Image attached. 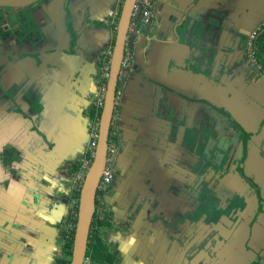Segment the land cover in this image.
I'll use <instances>...</instances> for the list:
<instances>
[{"label":"flooded vegetation","instance_id":"flooded-vegetation-1","mask_svg":"<svg viewBox=\"0 0 264 264\" xmlns=\"http://www.w3.org/2000/svg\"><path fill=\"white\" fill-rule=\"evenodd\" d=\"M123 1L124 0L117 2L118 13L120 12V8H122ZM160 6V0H156L149 23L141 25L138 34L133 33L128 37L125 56L129 54L131 57L127 67L121 69L117 82L114 111L110 123L108 155L105 164V166H110L112 177L104 191H97L94 215L97 214L100 221H105L112 216L111 213L108 214L109 212L105 208V205L107 207L109 206L108 208L110 209L111 206L104 201V198L110 187L118 183L117 177L118 175H122L123 172L137 177L130 186L134 191H141V184L143 181H153V178L158 177L160 183H162L157 190L159 193L155 196V188V190L147 196L148 200L145 201L144 204L151 214L157 215V218L162 216L165 220H167L168 217L170 219L172 217L173 224L177 228H182L184 226V217H186L189 219L188 223L191 228L198 230L197 233H200V236L203 238L205 235L210 234L209 232L212 234L213 230H219L221 231L220 233H227L225 238L227 240H231L235 233L238 238L239 246L242 244L244 236L248 234V238L251 237L252 241L255 242V244H253L255 251L248 254L247 257L245 256L243 262H240V260L237 261L236 264H261V262L264 261V250L262 249L263 251L260 250L259 252L258 250L261 245L260 237H263L264 234V94L255 89L253 85H264V74L258 69V66L262 65L263 67V64L258 58L260 52L258 38L262 34L264 28L260 29L253 38L255 61H251L249 57L250 49L248 47L250 39H248V37L244 42V51L240 50L239 53H237L241 56V59H247L249 64L255 69H230L228 72L223 73L222 76H219V80L222 79L224 82L220 97H223V91L227 89L231 91L229 94L230 99L226 100V106H224L230 109L231 115H226L221 112V116L216 115L212 118L208 117L207 120L198 118V122L193 120L186 122L191 130H189V132L188 130L186 131V133H189L188 135L190 138L188 146L184 148L180 146V142L184 140L183 138L185 136L184 128L182 127L176 134L173 133V125L166 113H163V119H156L153 114L155 111H149L152 115L149 116L148 114L147 119L150 121V124L147 125L142 122L143 120L141 118H138V115H135L132 108L130 112H125L121 109L119 104V96L122 92L125 94L126 87H129V85L134 83L138 84L142 82V79L144 85H157L151 77H146L145 73L137 68L136 58L139 52L148 54L153 50V43H156L155 40L157 39L155 25L158 24L157 19ZM5 9L9 10L6 11ZM0 11L3 14L0 32L3 34L4 39H9L7 45L4 43L2 45L0 44V53L1 51L5 52L4 48L13 51L17 48L12 35H15V38L19 40H23L22 35L24 34V30L29 27L28 24L32 26L30 27L31 30L36 29L34 26L35 24L38 26L41 25L43 32L47 34H49L48 29H52L45 25V12L43 9L38 10V8H32L30 12H26L21 8L13 9L6 7L0 9ZM31 12H33L32 17L30 15ZM117 18L118 16L115 18L116 21ZM105 19L110 20L111 17H105ZM73 21V29L76 31L77 25L75 24V19ZM98 27L100 28L99 31L102 28H106V35L110 32L108 38L103 37L100 41V46L103 51L100 53V57L97 55L99 60L96 62L100 72L95 75L93 82H88L87 76H85V78L83 77L84 79L81 78L82 80H80V82L73 85L72 80L66 77L65 83L62 84L65 88L71 85L77 87L76 90L65 93V101H74L76 95L84 96L79 98L84 101L79 103L75 109H77V114L84 116L86 123L84 132L74 138L72 144L68 146L67 150L72 151V153H69L63 159L59 158L60 160L53 159L55 162L51 163L48 169L51 174L57 173L60 169H65L66 171V173H60L62 176L61 179L63 178L61 181L65 187L59 191L57 200L55 199L58 205H54V211L61 210L63 205L64 207L66 205L68 207L66 214L59 219L60 225H63L62 220L70 215L71 204L69 206V202L72 200L74 193L72 188L74 176L80 172V163L83 162L85 158H88L86 153L88 151L90 132L95 125H97L98 130L99 117L103 107L101 92L98 98V93L96 91H91V89L93 87L103 88V86L104 90L106 88L107 79L101 77V72L104 65L106 63L109 64L115 31L110 28V22L109 25L101 23ZM60 29V36H62L61 45L62 48L67 51L75 38H72L71 34L68 33L70 31V25L66 16L63 17L61 21ZM62 30H64L63 33ZM8 35H11V37L8 38ZM80 41L83 40H79V42ZM49 48L50 45L48 43H43L41 46L42 51L39 55L30 56V58L21 55L19 58L21 59V66H17L15 63L18 60V58H15V53H13V55H7L6 51L5 55L0 54V82H3L5 85V89L0 91V103L5 108V111L2 110L4 109L3 107L0 108V145L4 147L2 149L4 157L0 159V213L1 210H8L14 204L13 202L17 203L19 207L22 205L21 166H23L24 163H21V155L29 150L35 153L46 154L48 149L53 146L56 147V144L51 140L54 132L52 129L50 132L48 125V127H46L48 131L44 127V125L47 124H44L45 105L47 111L46 98L50 94V91H48L49 87H46L44 84L46 79L45 75L42 73L38 74L39 77L37 76V78L33 80L31 88H29L27 84H29L32 78H24V76H28L26 74H34V69L40 68L38 64H40L41 60L45 63L43 65H51L50 62H52L53 57L49 56L46 51ZM84 48L83 45L79 47L82 53L85 51ZM28 49L31 51L30 48ZM77 49L76 47L74 53L78 54V57H80L81 51L79 52ZM71 53L74 55L73 52ZM67 54L68 51L62 57L65 64L68 62V58L66 57ZM62 65L64 69H68L64 66V63H62ZM1 69H4V71ZM42 69L50 68L43 67ZM24 79L26 85H22ZM86 83L89 84V91H87V93L81 90L85 89ZM93 83L95 86H93ZM247 85L249 88H252L250 92L246 91L245 87ZM53 87H55V85L51 86V89H53ZM144 87L142 92L146 91L149 86ZM162 93L164 92H161V94ZM167 93L168 92H166V94ZM205 95L204 93L203 96ZM156 100L151 108H155L157 112L160 105ZM178 100L179 98H176V102H178ZM217 103L220 102L217 101ZM225 103H222L221 106L217 104V106L222 107ZM6 109H13V111L7 112ZM203 109L209 110L207 106L202 107V110ZM19 110H21V113L25 116V118L21 120L17 115L12 116L13 112L18 113ZM93 110L94 112L96 111L95 115H93ZM212 111L217 112L216 110ZM123 115H125L126 119L122 117ZM136 118L141 119L139 122L140 126H137V124L128 125V122L124 124L127 119L136 120ZM27 124H31V127H28L30 129V136L28 138L24 135V127ZM121 124L125 126L123 129L124 133L126 130L132 133L129 136L126 135L128 138L126 142H123L121 136L118 137L115 133L118 127L120 129ZM13 127L16 130H20L22 137L20 134H18L20 137H18V135H12L15 137H7V132L11 131ZM40 129L41 132L46 133L47 137L50 139V143H45L41 138ZM51 143L54 145L51 146ZM10 144L13 145L11 146ZM125 147H128L126 151L129 153L128 160L130 159L131 169L123 171L124 165L122 164L123 160L121 154ZM116 150L117 156L112 160L111 156ZM46 157L47 156L43 155L39 159V162ZM56 162L57 164L59 163L60 166L57 165L54 169ZM37 168L39 171L40 164ZM184 168L192 171L194 182L196 181V194H191L192 196L190 197L189 194H187L186 200L177 199L172 195L166 194L171 185H175L177 181V184L181 186L184 184V175H182ZM38 171L32 174L31 180L34 184L38 181H42L46 184L47 181L45 176L37 180ZM145 172L147 176H145ZM66 179H72V183H70L69 186H67ZM186 187L189 188L187 185ZM46 189L47 193L44 195H46V197L52 196V191L49 190L48 187L44 188V191ZM153 198L156 199L154 200ZM118 199L124 202L121 194L118 195ZM131 199L130 202L133 203L130 205L137 206L134 203H138L139 198L131 197ZM192 210L194 212L190 214ZM102 211H104V216L99 215ZM169 213L171 214L168 215ZM162 218L154 220L158 226L166 228ZM178 220L182 224H180ZM109 221L110 223L108 224L110 226L102 225L96 227L97 238L101 240L105 246L106 244L103 242L102 235H100V229L103 227L110 228L113 232H116L119 228L118 225L114 226L112 224L114 221L113 219H109ZM236 223L239 225H236ZM148 224L153 227L151 222ZM65 225H63V227H65ZM124 225L126 231L131 228L129 222L126 224L124 223ZM203 231L205 232L203 233ZM216 233L213 234V237L218 235L224 238L220 233ZM14 234L19 235L17 229H15ZM46 238L45 236V241ZM90 238L92 237L89 232L88 243ZM237 247L229 254L230 259H234L238 256L240 251ZM108 251L110 253L109 248ZM39 253L40 251L31 248V251L25 254L23 256L24 259L21 260L19 244L14 241L12 242L10 240V235L2 232L0 229V262H4L5 260L11 262L13 260L18 264H38L42 261L39 257ZM201 255L204 254L201 253ZM201 255H196L197 260L203 258L200 257ZM246 258L247 260L245 261ZM204 259V261H201V264H222L218 263L217 260L212 257L205 256ZM91 264H93L92 260Z\"/></svg>","mask_w":264,"mask_h":264},{"label":"crops","instance_id":"crops-1","mask_svg":"<svg viewBox=\"0 0 264 264\" xmlns=\"http://www.w3.org/2000/svg\"><path fill=\"white\" fill-rule=\"evenodd\" d=\"M76 1L78 7H75L71 2V5H73L71 7L72 10L77 11L80 9L83 12L84 9L83 14H87L88 12L91 15L87 19L94 20L96 24L102 23L97 21L100 20L98 13L92 11H96L92 6L93 2L87 3L90 0ZM160 4L161 6L158 11L157 19L158 24L155 25L157 32L156 43H153V50L148 54L139 52L136 58L137 68H139L141 72H144L146 77H151L154 80L157 79L158 81L165 83L169 88H177L192 98H180L177 102L179 115L186 122H189L190 120L198 122L199 119L207 120L208 117L212 118L216 115L221 116L222 113L230 115V113L225 112L222 107L226 106V100L230 99L229 94L231 91L230 89L223 91V97H220L224 82L222 79L219 80V76H222L223 73L228 72L230 69H255L248 61L241 59V56L237 53H239L240 50L244 51V42L247 40V37L250 39L253 33L257 34L260 29L264 28V0H160ZM83 6L85 8L81 9ZM86 7L90 9L86 11ZM52 9L53 8L47 7V12H51ZM45 15L48 16L46 12ZM53 18L46 21V25L53 28V32L49 29L50 33L55 32ZM212 18L218 19V22L215 23L216 28H211V31H208L209 34H206V38L204 34V42L210 43L213 39H217L210 43L216 46L219 41V49L216 51L219 58L217 63H215L216 66L214 69H222L223 73H218L217 71V81L207 79L210 73H201V67L195 68L188 66L187 63L189 62L186 61L187 56H185V46L191 44L188 42V26L191 25L190 30L192 31V28L194 29L195 27L199 28V26H204V23H206L207 26L209 20ZM94 22L92 24H94ZM88 23L90 24V22ZM221 24L222 26L220 27ZM55 38L59 47H62V36L59 35ZM6 43H9V41ZM142 43L146 44L145 42ZM23 50L27 52L30 51L25 46L23 47ZM180 50L182 51L181 55H179ZM6 51L7 55H10L13 50L6 49ZM31 52H33V50ZM213 55L214 54L212 53V57H215ZM173 56H178L177 64H172L171 59ZM196 65H198L197 62ZM203 65L205 67L203 69H209V63ZM258 69H264V66H258ZM144 86L149 87H147L146 91L142 92L145 88ZM253 86L264 94V85ZM245 88L248 92L252 90L248 85ZM53 89H55V87H53ZM160 91L166 93L169 92L170 89L153 84L144 85L143 79L142 82L138 84L134 83L129 85V87H126L125 96L127 101H129L130 107L133 109L135 115H138V118H141L143 120L142 122L147 125L150 124V121L147 119L149 111H154L151 107L155 99H153L151 94H158ZM161 92L158 94L159 97L161 96ZM204 93L206 94L205 96H203ZM81 96L76 95L74 101L71 100L72 102L69 101L70 103L67 102L68 104H64L61 100V102L54 106H50L47 103V111L45 105L44 124H47L44 125V127L48 131L46 127L49 126L48 128L50 129V132L51 129L54 132L51 140L53 143L56 142V147L53 146L46 151V154H42L47 157L39 162L40 169H49L50 164L55 162L53 159L60 160L65 158L69 153H72V151L67 150L68 146L72 144L74 138L84 132L86 120L84 116L77 114V109H75L79 103L84 101L79 99ZM207 99L215 104L216 108L212 106V103L206 102ZM217 101L220 103H217ZM222 103L225 104L222 107H219L222 109H219L217 104L221 106ZM206 106L209 110H202V107ZM212 110H216L217 112ZM138 118H136V120L127 119L128 125L137 124V126H140L139 122L141 119ZM125 133L127 136L132 134L131 131L128 130H126ZM53 143L50 145H54ZM55 168L56 164L54 166V169ZM153 179L155 182L154 185L156 184L154 188L156 187V189H159L162 183H160L158 177ZM144 183L148 185V181L142 182V189L144 188ZM154 188H150L151 192ZM151 192L148 194L146 193V195L149 196ZM157 193H159V191L156 192V195ZM58 194L59 192H57L55 196L52 195L46 197V195H44L38 198V206L42 207L41 215H43L42 219H44V225H48L45 221L47 216L45 217L44 215L46 212H48L50 219L53 217L54 220L55 218L60 219L68 210L67 205L65 207L63 205L61 210L54 211V205L56 204L55 199L57 200ZM153 199L155 200L156 198ZM107 200L109 199L107 198ZM21 201L24 204L22 197ZM122 202L123 201H120V203ZM121 207L122 205L120 207H118V205H116V207H111L113 213H111L112 216L109 217L110 220H116V223L119 226L118 230L113 232L110 228H102L104 230L102 234L103 242L106 244V247L109 248L110 254L114 258L113 264H198L200 262L199 259L197 260L195 252H193L196 247L198 248L200 246L199 239L202 238L200 233H197L198 230L195 228L192 229L190 225L177 228L171 221L172 217L171 219L169 217V219L167 218V223H165L166 228H162L157 225L154 220L155 218L151 219V216L154 214L150 213L147 206H145L146 210L143 213L140 214V211L134 212L126 219V213L120 210ZM46 208L49 209L46 211ZM170 214L171 213L168 215ZM107 220L108 219H106L104 223H110V221ZM123 220L125 222H123ZM128 222L131 224V228L126 231L124 223L126 224ZM149 222H153V227L148 224ZM47 223L50 224L51 228L41 227V230L48 233L54 232V224L52 225L50 221ZM173 229L177 230L174 231ZM173 234H175V236H173ZM47 238H50V236ZM260 239L262 242L264 234ZM44 241L45 236H43L42 239H36L33 248L35 249V247L38 248L39 246L44 245ZM50 241L51 239H49V242ZM0 264L18 263L5 260L4 262H0Z\"/></svg>","mask_w":264,"mask_h":264},{"label":"rangeland","instance_id":"rangeland-1","mask_svg":"<svg viewBox=\"0 0 264 264\" xmlns=\"http://www.w3.org/2000/svg\"><path fill=\"white\" fill-rule=\"evenodd\" d=\"M62 1L63 0H53L51 2H48L47 7H50V8L56 7L55 8L56 10H54L51 18H53V16L56 15L55 14L56 12H58L60 14L59 17L60 16L64 17L66 15V13L63 10L65 6L62 4ZM119 1H121V0H90L87 3L93 2L92 6H93V8L96 9V11L95 10H92V11L94 13L97 12L99 15L98 17L100 19L97 21L102 22L104 25H109V22H110V28L114 31V29L111 27V25L114 23V21L116 20L115 18L118 16L117 2H119ZM70 2H72L75 7H78L76 0H70ZM72 6L73 5H71V3H69L70 9H72L71 8ZM36 8L37 7H35V9ZM83 8H85V7L84 6L81 7V9H83ZM88 9H90V8L86 7V11ZM5 10L8 11L9 9H5ZM72 12H73V19L72 20L75 19V24L77 25V30L75 31V34L71 31V29L68 32L69 34L71 33L73 36H75V39L72 42V44L74 45V48H73V46H72V48H73V51L75 52L76 47H77L78 48L77 51L80 52L81 50L79 49V47H80V45H83V47H85L84 48L85 51L83 53L81 51L80 52L81 56L78 57V54H75L72 50L68 49L67 50L68 54L66 56L68 58V62L65 64V61L62 60V57L67 53V51H64V48H62V47L58 48L59 45L57 42V43H55V47L57 48L56 51L50 50L47 53L49 56H53V60H52V62H50L51 65L45 66V65H43L45 63L43 62V60H41L40 64L37 63L38 67H40V68L34 69L35 70L34 74L30 73V74H26L28 76H24V78H26V77L32 78L31 81L29 82V84H27V86L29 88H31V85H33V80L35 78H37V76L39 77L38 74L42 73L45 75L46 79L44 81V84L46 85V87H49L48 91H50V94L46 100V103H48L50 106H54L55 104H57L61 101H63L64 104H68L67 102H69V101H65V99H64L65 93L77 89V87H74L72 85L66 86V88L62 86V84L65 83L66 77H68L72 80L73 85L75 83L80 82V80L84 79L85 76H87L86 78H87L88 82H90V81L93 82V79H95V75H97L100 72L99 71L100 69L96 63L99 60L100 53L103 51V49L100 46V41L103 37L108 38L110 36V32H108L106 35V33H105L106 28H102L99 31L100 28L98 27V25L92 24L94 22V20L87 19L91 15L88 12H87V14H83L84 9H83V12L80 9L77 11L72 10ZM59 17L56 16V18H53V21L55 24H56V22H58ZM105 17H108V18L111 17V19L108 20V19H105ZM46 19H47V17L45 15V20ZM61 21H62V18L59 21L60 24H61ZM88 22H90V24ZM59 23H58V30L55 29V32H54L55 37H58L60 35L61 29H60ZM1 24H2V22H0V25ZM28 26L32 27L29 24H28ZM34 26L36 28L42 27L41 25L38 26L36 24ZM63 32H64V30H62V33ZM104 33H105V35H104ZM79 40H83V41L79 42ZM49 45L52 46L51 44H49ZM4 50L6 52V48H4ZM41 51L42 50L40 49V52ZM1 52L6 54L4 51H1ZM71 52H73L74 55ZM97 55L99 57H97ZM15 56H16L15 58H18L17 62H15V63L17 64V66H21V59H19L21 57V55H15ZM24 58H23V60H24ZM27 58H30V57H27ZM62 63H64V66H66L68 69H64ZM41 67L42 68L48 67L50 69H42ZM1 70L4 71V69H1ZM259 71L264 74V69H261V70L259 69ZM220 72L223 73V70L220 69ZM22 83H23L22 85H26L25 79H24V82H22ZM54 85H55V89H51V86H54ZM93 86H95L94 83H93ZM4 89H5V85L3 84V82H0V91H3ZM81 90H83L85 93H87V91H89V84L86 83L85 89H81ZM101 90H102L101 87L100 88L93 87L91 89V91H96L98 93V98L100 96ZM88 93H90V92H88ZM119 104H120V107L123 111H125V112L131 111L129 101H127V98H126L124 92H122V94L119 96ZM2 107L3 106L0 103V108H2ZM2 110L5 111V108ZM6 111L7 112L13 111V109H11V110L6 109ZM14 115H17L20 118V120L25 118V116H23V113H21V110H19L18 113L13 112L12 116H14ZM122 117H124V119H126L125 115H123ZM126 122H127V120L125 121L124 124H126ZM28 127H31V124H27L24 127V135L27 138L30 136V133H29L30 129ZM124 128H125V126L123 124H121V126H120L121 130L118 127L115 130V133L118 137L121 136V139L123 140V142H126V140H128V138H127L126 134L123 132ZM18 134L21 135L20 130L19 129L16 130L13 127L11 129V131L7 132V137H15L12 135H18ZM20 135H18V137H20ZM21 137H22V135H21ZM10 145L12 146L13 144H10ZM3 148H4L3 145L2 146L0 145V159H2L4 157V155L2 154ZM127 148L128 147H125V149L122 150V154H121L122 160H123L122 164L124 165L123 171L126 169L127 170L131 169L130 159L128 160L129 153L126 151ZM10 149L12 150L11 147H10ZM42 156L43 155L41 153H37V152L35 153V152H32L31 150L24 152L21 155V163H24L23 166H21V197L24 200V204L21 201L22 205H21V207H19V205L17 203L13 202L14 204L12 203L13 205L11 204L12 206L8 210H6V211L1 210V213H0V223H1L0 229L2 230V232L8 233L10 235V240L12 242L14 241L15 243L19 244V248L21 251V260L24 259L23 256L25 254H27L29 251H31V248H33V244L35 243L36 239H42L43 236H46V237L50 236V238H46L44 245L39 246L38 248L35 247V249L37 251H40L39 257L42 260L38 264H56L57 260L62 255L61 254V244L63 243L64 231H66L67 228L63 227V225H60L61 223H60L59 219L55 218L53 220V217L50 219V217L48 216V212L45 213V217L47 216V219L45 221H46V224H48V225H44V219H42L43 215H41L42 212L40 211V209L42 207L38 206V204H39L38 198L44 196V194L47 193V190L44 191V188H47V187L49 190L52 191V195H54V196L57 194V192L61 191L62 188H64L65 186L61 181L63 178L61 179L62 176L60 173H66V171H65V169H60L59 171L57 170L58 172L54 173V174H51L47 168H43V169L41 168L38 171L37 166L39 165L38 164L39 159ZM116 156H117V150H116V152L114 151V154H112V156H111L112 160H114ZM57 165L60 166V164L59 163L57 164V162H56V167H57ZM36 171H38L37 180L42 179L41 177L45 176L46 181H47V183L45 182L46 184H44V182H42V181H38L34 184V182L31 180V177H32L33 173H36ZM182 173H183L182 175H184V178H183L184 184L181 186V185L177 184L178 183V181H177L175 185H171L170 189H168V192L166 194L170 195V196L172 195L173 197H175L177 199H185L186 200L187 194H189V197L196 194V181L194 182V178H193V174H192L191 170L184 168ZM145 176H147L146 172H145ZM136 178L137 177L135 175H130V174H127L125 172H123L122 175H118V177H117L118 183L116 185H112L110 187V189L107 191L105 198H104V201H106V203H108L111 207H116V205H118V207H120L122 205L120 210H122V212L124 211L126 213V219H127V217H129V215H132L134 212L140 211V214H141L146 210L145 209L146 207L144 205L145 201L147 200L146 193L148 194L149 192H151L150 188H154V186H156V184L154 185V183H155L154 181H148V185L146 183L143 184L144 188L141 191H134L130 186L133 183V180H135ZM72 179H66L67 186H69L70 183H72L71 182ZM73 184H74V182L72 183V185ZM186 185L189 186V188H187ZM155 188H154V190H155ZM54 189H55V191H54ZM157 190L158 189H156L154 192L155 196H156ZM120 194L122 195V199H124V203L123 202L120 203L121 200L118 199V195H120ZM131 197H138L139 198V202L134 203L137 206L130 205L133 203V202H130L132 200ZM107 198L109 200H107ZM70 202H69V206L72 203V202L71 203ZM105 208L108 210L109 213H113L112 212L113 209L108 208L106 205H105ZM48 209L46 208V211ZM190 212H191L190 214H192V212H194V211L192 210ZM99 215L104 216V211L100 212ZM152 218H155L157 220V219H161L162 216L157 218V215H155V216H151V219ZM163 220L165 223H167L165 218ZM48 221H50L52 225L54 224L53 228H55V230L52 233H48V232H45L44 230H41V227L42 228L43 227H45V228L50 227L51 228L50 224L47 223ZM107 221H109V219ZM188 222H189V219L184 217V224L183 225L189 226ZM151 223L153 224V222H151ZM172 223H173V221H172ZM112 224L114 226L117 225L116 220H114L112 222ZM180 224H182V223L180 222ZM236 225H239V224L236 223ZM15 229L18 230L19 235L14 234ZM175 230H177V229H175ZM218 231L213 230L212 234H211V232H209L210 234L205 235L204 238L200 237L201 238V239H199L200 240V243H199L200 246L198 248L196 247L193 250V252H195V256L197 254L201 255V253H202L205 256H208L210 258L211 257L215 258L218 263L236 264L237 261H240V260H241L240 262H243V258H245V256L247 257L248 254L255 251V248L253 246V244H255V242L252 241L251 237L248 238V234L244 236V239L242 240V244L239 246L238 238H237V235L235 233H234V236L231 240H227V239H225L227 233H225V232L220 233L221 231H219V232ZM103 232H104V230L101 228L100 229V235H102ZM204 232L205 231H203V233ZM216 232L218 234L220 233V235L224 238H221L218 235L213 237V234ZM194 235H195V233H194ZM173 236H175V234H173ZM20 239H21V241H20ZM49 239H51L50 242H49ZM263 242H264V239H263ZM236 247L240 252L236 258L230 259L229 254L232 253L234 251V249H236ZM245 253H247V254H245ZM17 254H19V253H17ZM204 255L200 256L203 258H200V262L198 264H201V261L205 260ZM246 260H247V258L245 259V261ZM11 262H14V261L12 260ZM261 264H264V261L261 262Z\"/></svg>","mask_w":264,"mask_h":264},{"label":"water","instance_id":"water-1","mask_svg":"<svg viewBox=\"0 0 264 264\" xmlns=\"http://www.w3.org/2000/svg\"><path fill=\"white\" fill-rule=\"evenodd\" d=\"M51 1L53 0H0V9L2 8L4 9L6 7L13 9L21 8L26 12H30V10L35 7H37L38 10L43 9L48 15L46 16L47 19L45 20V25H46L47 24L46 21L52 19L51 15L53 14L54 10H56L55 9L56 7H54L51 12H47V4L48 2ZM136 1L137 0H124L122 3V8H120V12L116 21L114 41L109 59L108 77L106 80V88L103 94V107L101 109V113L99 117L97 144L94 150V155L92 157L91 163L88 166L83 176L82 184L79 190L77 215H76L74 233L72 239L70 264H83L84 257L86 255L89 232L95 212L96 194L98 191V185L100 183L102 171L105 167L107 155H108L110 123L114 111L117 82L121 71L122 61L123 58H125L126 45H127L128 37L130 35L129 29H130L132 15L136 5ZM69 3H71L70 0L62 1V4L65 6L63 10L66 13L65 16L68 18L70 29L75 34V31L73 29L74 21L72 20L73 12L72 9L69 8ZM55 14L56 15H54V18H56V16L59 17L60 15L58 12H56ZM30 15L32 17L33 12H31ZM2 16L3 14L0 11V22ZM61 18L63 19L62 16L59 17L58 22H56L54 26V29L58 30V23ZM216 22H218V19L212 18L211 20H209V24L207 26L206 23H204L203 24L204 26H199V28L195 27L194 29L192 28V31L190 30L191 25H189L187 28V34L189 36L188 42L191 44L185 46L186 47L185 56H187L186 61L189 62L187 63V65L195 68L201 67L200 69L201 73L209 72L210 75L207 77V79H210L211 81L212 79L217 81V76H218L217 71L218 73L220 72V69H214L216 66L215 63H217L219 58L216 52L217 49H219L218 46L219 41L218 44L215 46L214 44H210V43L216 41L217 39L216 40L213 39L210 43H205L204 39L211 31V28H216L215 25ZM221 26L222 24L220 25V27ZM50 31L53 32V28ZM50 31L48 29L49 34H47L43 32L41 27L36 28L34 30H31L30 27H27L24 30V34L22 35L23 40L21 39L19 40L15 38V35H12L14 37L17 48L14 51H12L11 54L13 55V53H15L16 55H24L25 57L39 55L43 43H48L52 45L51 48L46 50L47 52L50 50L56 51L57 48L55 47V43H57V40L54 36V33L51 34ZM204 34H205V38H204ZM10 37L11 35H8V38ZM71 37L75 38V36H73L72 34ZM7 41L8 39L7 38L4 39L3 34L0 32V44L2 45L4 43L5 45H7L6 43ZM24 46L30 48L31 51L33 50V52L24 51L23 50ZM72 46L73 44L71 43L69 50L73 51L74 47L72 48ZM64 51H66V49H64ZM212 53L214 54L213 56L215 57H212ZM0 54L5 55L3 52H1ZM181 54L182 51L180 50L179 55ZM178 56L172 57L171 59L172 64L173 63L177 64ZM211 61H212V65L210 67ZM196 62L198 65H196ZM208 63H209L208 65L209 69H203L205 68L203 64H208ZM152 80L155 82V84L170 89V91L167 94L164 92L161 94L160 97L158 96L157 93L151 94L153 99L155 100L157 99L156 102H158L160 105L159 110L157 112L155 108H153V110L155 111L153 112V114L156 117V119H163L164 117L163 113H166L171 121V124L173 125L172 132L175 134L182 127L184 128L185 136L183 138L184 140L180 142V146L186 148L188 146V141L190 138L188 132L189 130H191V128L187 126V123L183 118H180L179 110H178L179 108L177 106L176 98L179 99L180 98L192 99V98L177 88H169V86H167L165 83L161 81H158L157 79L155 80L152 79ZM206 102L212 103L208 99L206 100ZM212 106L216 108L215 104L213 103ZM222 108L224 109L225 112L231 113L229 108L227 107L226 108L222 107ZM151 115L152 113L150 112L149 116ZM187 130L188 132L186 133ZM40 134H41V138L44 140L45 143H50V139L47 137L45 132H41L40 130ZM54 143L56 144V142ZM260 244L261 245L259 246L258 252L262 249L264 250V242L262 241Z\"/></svg>","mask_w":264,"mask_h":264},{"label":"built area","instance_id":"built-area-1","mask_svg":"<svg viewBox=\"0 0 264 264\" xmlns=\"http://www.w3.org/2000/svg\"><path fill=\"white\" fill-rule=\"evenodd\" d=\"M156 0H137L136 1V5L133 11V15H132V21H131V25H130V29H129V33L133 34L139 33V27L141 25H146L149 23V20L152 17V10H153V6L155 4ZM255 33H253L250 37L249 40V49H250V58L252 59V61L254 60V50H253V38L255 37ZM130 55L127 54L125 56V58H123L122 64H121V69L126 68L130 59ZM108 69H109V64L106 63L102 69V75L101 77L103 79H107L108 77ZM104 91V86L101 90V99L103 97V92ZM95 125V124H94ZM97 138H98V130H97V125H95L94 127H92L91 132H90V138H89V143H88V151L86 153V155L88 156V158H85L83 162L80 163V172L75 175L74 178V184H73V192H79L81 184H82V180H83V176L88 168V166L91 163L92 157L94 155V150L97 144ZM112 177V171L109 165H106L102 171V175H101V180L100 183L98 185V190L99 191H104L106 185H108L110 183V179ZM71 208H70V215H71V220H69L65 227L67 228V230L71 231L74 229L75 223H73V219H76V215H77V202H75L74 200L71 201ZM83 264H91V258L89 257V255L86 253L85 257H84V261Z\"/></svg>","mask_w":264,"mask_h":264},{"label":"trees","instance_id":"trees-1","mask_svg":"<svg viewBox=\"0 0 264 264\" xmlns=\"http://www.w3.org/2000/svg\"><path fill=\"white\" fill-rule=\"evenodd\" d=\"M94 24L96 23L94 22ZM97 24H100V23H97ZM115 25H116V20L111 25L114 31H115ZM258 45H259V50H260L258 54V58L260 59V62L264 66V30L258 38ZM94 110H93V115H95L96 113V111L94 112ZM78 196H79V192H74L72 200L78 203ZM69 220H71V215H69V217L64 218L62 220L63 225H65ZM75 220L76 219L72 220L73 223H75ZM102 225L108 226L109 224L107 222L104 223V221H100L97 217V214H95L94 218L92 219L91 229H90V236L92 238L89 239V243L87 244L86 253L89 255V257L93 261V264H113L114 258L109 253L108 248H106V246L101 242V240L97 238V235H96V227L102 226ZM73 233H74V229L71 231L66 229V231H64L63 243L61 244V254L62 255L57 260V264H70Z\"/></svg>","mask_w":264,"mask_h":264}]
</instances>
